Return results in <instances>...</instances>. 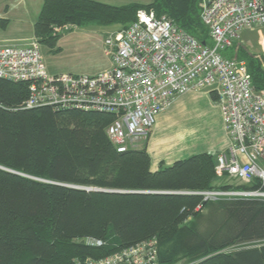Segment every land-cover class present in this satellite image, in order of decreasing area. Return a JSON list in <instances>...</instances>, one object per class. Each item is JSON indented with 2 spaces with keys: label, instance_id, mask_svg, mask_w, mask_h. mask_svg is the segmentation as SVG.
<instances>
[{
  "label": "trees",
  "instance_id": "1",
  "mask_svg": "<svg viewBox=\"0 0 264 264\" xmlns=\"http://www.w3.org/2000/svg\"><path fill=\"white\" fill-rule=\"evenodd\" d=\"M149 1L146 7H117L94 0H44L35 38L54 49L62 37L53 34L55 27L126 28L144 9L166 16L200 44L212 45L198 0ZM241 56L247 63L237 60L245 62L255 89L263 91L260 61L246 51ZM27 97L26 84L0 79V167L20 174L0 170V264H75L151 238L159 244V264H264V246L222 253L264 239L263 201L202 203L198 197L176 195L256 190L259 181L237 184L227 176L217 178L213 154L175 161L152 173L145 148L116 152L105 132L113 116L49 107L27 110L22 108ZM63 185L127 193H90ZM87 238L105 246H86Z\"/></svg>",
  "mask_w": 264,
  "mask_h": 264
},
{
  "label": "built area",
  "instance_id": "2",
  "mask_svg": "<svg viewBox=\"0 0 264 264\" xmlns=\"http://www.w3.org/2000/svg\"><path fill=\"white\" fill-rule=\"evenodd\" d=\"M202 25L211 46L176 27L166 16L139 10L126 28L104 38L110 68L95 75H52L44 67L41 45L33 38L24 44L0 45V79L26 84L23 109L49 107L54 112L79 111L114 117L105 132L117 153L140 149L157 116L188 93H214L229 140L226 152L216 157L214 173L256 190L176 192L202 203L223 200L264 202V90L257 91L245 62L226 59L240 34L264 28V0H198ZM196 207V212L200 211ZM86 246L102 248L101 240L87 238ZM157 239L75 264H159ZM264 246V239L241 245ZM236 249L233 248L232 251ZM231 252V251H229Z\"/></svg>",
  "mask_w": 264,
  "mask_h": 264
},
{
  "label": "rangeland",
  "instance_id": "3",
  "mask_svg": "<svg viewBox=\"0 0 264 264\" xmlns=\"http://www.w3.org/2000/svg\"><path fill=\"white\" fill-rule=\"evenodd\" d=\"M141 1L142 2L135 4L146 7L145 5L150 3L149 0ZM124 26L125 25L112 24L111 26L101 27L89 26L76 28L70 25H66V27L63 28L55 27L53 28V34L59 33L62 37L56 42L57 44L54 49H49L45 45L42 46L39 39L34 38L38 40V43L41 45L40 55L44 67H51L53 68L52 71L56 73L91 76L110 68V60L104 53L103 40L113 32L122 30ZM241 47H243L244 51H242ZM245 51L249 56L260 61L262 68H264V28L242 32L234 48L227 50V52L223 53V56L226 58L233 56L241 58L247 63L246 58L241 56V53ZM201 93L205 94L204 92ZM208 106L209 105L201 104V102H196V108L194 110L189 108L184 111V113L173 115V119L170 121L171 123L168 127H160V134L162 135L163 132L167 131V134L172 136L169 138L177 142L175 146L178 149L181 148L184 143H186L184 146L185 148L186 145H190L192 142H198L193 148H200L208 145L211 140V134L208 128L209 122H207ZM188 135H190L188 138L189 141L186 140ZM145 144L146 143L141 144L139 147L140 149L135 151L143 149ZM214 185L218 186L219 183H215ZM206 213L207 211L203 212V214ZM190 221L185 225H188ZM239 247H241V245L226 248L222 253L232 251L233 248L236 249ZM176 264L188 263L186 261H180Z\"/></svg>",
  "mask_w": 264,
  "mask_h": 264
},
{
  "label": "crops",
  "instance_id": "4",
  "mask_svg": "<svg viewBox=\"0 0 264 264\" xmlns=\"http://www.w3.org/2000/svg\"><path fill=\"white\" fill-rule=\"evenodd\" d=\"M109 6L121 7L122 5H129L140 3L141 0H94ZM129 2V3H125ZM44 0H0V45L10 44H24L35 37L34 25L37 18L42 11ZM111 65V64H110ZM48 72L52 75L62 74L56 73L53 68L46 67ZM196 102L209 105L207 111V122H209V132L211 140L208 145L193 148L198 144L192 142L190 145L183 144L181 148H177L176 141L172 137L163 132L160 134V127H168L173 115L184 113V111L191 108H196ZM155 126L151 129V133L146 140L144 146L146 153L150 159L151 172H157L160 167H170L175 161H183L186 158L196 156L198 154H213L218 156L222 152H226L229 146V140L225 134L222 124V116L219 107L215 104V94L207 92L202 93H188L183 97L174 101L173 105L162 114L157 116ZM191 135V134H190ZM188 135L186 140L190 137ZM185 149V150H182Z\"/></svg>",
  "mask_w": 264,
  "mask_h": 264
},
{
  "label": "water",
  "instance_id": "5",
  "mask_svg": "<svg viewBox=\"0 0 264 264\" xmlns=\"http://www.w3.org/2000/svg\"><path fill=\"white\" fill-rule=\"evenodd\" d=\"M0 170H2V171H7V172H9V173H12V174H14V175H16V174H18V173H14V172H12V171H9V170H7V169H3V168H1L0 167ZM18 175H20V174H18ZM25 177V176H24ZM33 179V178H32ZM63 186H65V185H63ZM65 187H69V186H65ZM70 189H72V190H79V191H86V192H90V193H104V194H108V193H112V194H125V193H127V192H122V191H119V192H117V191H106V190H101V189H93V188H81V187H75V186H73V187H69ZM131 193H134V192H131ZM131 193H128V194H131ZM144 192H142V193H136V194H143ZM145 194V193H144ZM158 194H160V193H158ZM165 194H172V193H165ZM83 243V242H82Z\"/></svg>",
  "mask_w": 264,
  "mask_h": 264
}]
</instances>
